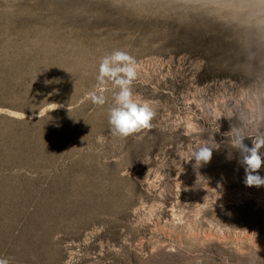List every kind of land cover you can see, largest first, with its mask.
Here are the masks:
<instances>
[{
    "label": "rangeland",
    "instance_id": "obj_1",
    "mask_svg": "<svg viewBox=\"0 0 264 264\" xmlns=\"http://www.w3.org/2000/svg\"><path fill=\"white\" fill-rule=\"evenodd\" d=\"M114 50L135 57L134 98L156 113L128 137L110 131V84L104 105L87 98ZM255 86L264 70H244L231 30L180 0H0V258L264 264V186L245 185L239 154L177 155Z\"/></svg>",
    "mask_w": 264,
    "mask_h": 264
},
{
    "label": "clouds",
    "instance_id": "obj_2",
    "mask_svg": "<svg viewBox=\"0 0 264 264\" xmlns=\"http://www.w3.org/2000/svg\"><path fill=\"white\" fill-rule=\"evenodd\" d=\"M180 3L231 30L246 72L264 70V0H180ZM138 68L137 60L127 51L114 50L101 59L97 85L87 93L93 104L102 106L106 103V86L111 85L114 103L108 111V123L113 136L128 137L153 127L156 113L151 103L134 98L132 85L138 77ZM211 116L215 126L208 131L207 138L187 147L180 145L179 158L186 163L194 160V166L199 167L210 162L213 152L226 145L239 154L245 185L264 186V176L259 174L264 167V88L250 87L241 90L238 97L226 96L219 106L211 109ZM221 121H228L226 131L221 132ZM190 134L185 131V135ZM217 135L222 139L218 141ZM0 264H9V260L0 258Z\"/></svg>",
    "mask_w": 264,
    "mask_h": 264
}]
</instances>
